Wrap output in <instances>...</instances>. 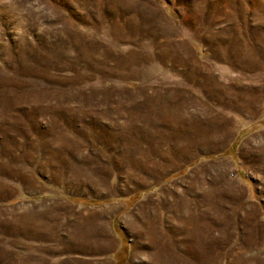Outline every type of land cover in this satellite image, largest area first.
<instances>
[{"label": "rangeland", "instance_id": "374dc122", "mask_svg": "<svg viewBox=\"0 0 264 264\" xmlns=\"http://www.w3.org/2000/svg\"><path fill=\"white\" fill-rule=\"evenodd\" d=\"M94 225L115 264H264V0H0V264Z\"/></svg>", "mask_w": 264, "mask_h": 264}, {"label": "crops", "instance_id": "0c3cea01", "mask_svg": "<svg viewBox=\"0 0 264 264\" xmlns=\"http://www.w3.org/2000/svg\"><path fill=\"white\" fill-rule=\"evenodd\" d=\"M188 175L189 172H185L180 176L182 179L187 177ZM172 183L174 182H170L171 185ZM164 195L165 193L162 191V189H160V191L155 192L154 195H151V201H162L165 198ZM142 199L143 198H141L140 201ZM125 204H127L126 201L123 202L122 206H125ZM116 210L118 209H115V211L113 212V216L116 215ZM162 231L159 232L162 233ZM171 233H176V231L171 230ZM104 236H106L109 240V245L106 249L100 251V236L98 234V227L97 225L92 226L90 235L86 239L81 241L80 244L74 246V260L78 261V264H115L117 261V253L122 247V237L118 235L115 230H112L111 232L110 230L105 231ZM181 239H183V237Z\"/></svg>", "mask_w": 264, "mask_h": 264}, {"label": "bare ground", "instance_id": "6f19581e", "mask_svg": "<svg viewBox=\"0 0 264 264\" xmlns=\"http://www.w3.org/2000/svg\"><path fill=\"white\" fill-rule=\"evenodd\" d=\"M243 101V100H242ZM142 206V205H141ZM137 208V207H136ZM168 213V212H167ZM175 228V227H174ZM184 236V235H183ZM175 237V236H174ZM160 243V242H159ZM168 243V242H167ZM176 243V242H175ZM169 244V243H168ZM171 246V244H170ZM186 248V247H185ZM162 249V248H161ZM184 250V249H183ZM179 253V252H178ZM176 254V253H175ZM261 259V258H260ZM262 264V263H261Z\"/></svg>", "mask_w": 264, "mask_h": 264}]
</instances>
